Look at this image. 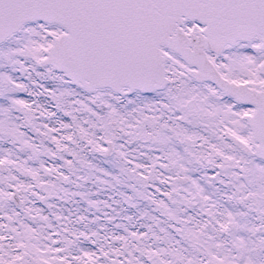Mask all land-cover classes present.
Wrapping results in <instances>:
<instances>
[{
	"label": "rangeland",
	"instance_id": "374dc122",
	"mask_svg": "<svg viewBox=\"0 0 264 264\" xmlns=\"http://www.w3.org/2000/svg\"><path fill=\"white\" fill-rule=\"evenodd\" d=\"M62 32L26 23L0 44V264H264V160L244 153L253 107L170 51L160 90L85 91L43 64ZM258 44L207 56L261 89Z\"/></svg>",
	"mask_w": 264,
	"mask_h": 264
},
{
	"label": "water",
	"instance_id": "95a60500",
	"mask_svg": "<svg viewBox=\"0 0 264 264\" xmlns=\"http://www.w3.org/2000/svg\"><path fill=\"white\" fill-rule=\"evenodd\" d=\"M34 22L63 29L51 36L43 64L88 92L160 90L168 51L178 55L195 81H209L233 102L253 107L246 120L257 143L244 153L264 160V81L254 89L228 80L207 56L254 38L264 52V0H0V44ZM186 23H192L188 31ZM175 179L189 181L181 174ZM8 201L21 204L15 186ZM55 264L67 262L59 257Z\"/></svg>",
	"mask_w": 264,
	"mask_h": 264
},
{
	"label": "flooded vegetation",
	"instance_id": "af4514ba",
	"mask_svg": "<svg viewBox=\"0 0 264 264\" xmlns=\"http://www.w3.org/2000/svg\"><path fill=\"white\" fill-rule=\"evenodd\" d=\"M11 186H13V185H11ZM10 186V187H11ZM10 187H9V189H10ZM17 188V187H16ZM18 189V188H17ZM10 193V192H9ZM9 195V194H8ZM19 195H20V200H21V192H20V189H19ZM7 201H8V196H7ZM9 202V201H8ZM11 205H13L11 202H9ZM14 206V205H13ZM15 207V206H14ZM20 206H18V207H16V208H19ZM57 258H59V257H57ZM56 258V259H57ZM63 258V257H62ZM67 262V261H66Z\"/></svg>",
	"mask_w": 264,
	"mask_h": 264
},
{
	"label": "trees",
	"instance_id": "16d2710c",
	"mask_svg": "<svg viewBox=\"0 0 264 264\" xmlns=\"http://www.w3.org/2000/svg\"><path fill=\"white\" fill-rule=\"evenodd\" d=\"M9 147H10V145H9L8 147H6V148L8 149ZM1 148H4V147H1ZM1 148H0V149H1Z\"/></svg>",
	"mask_w": 264,
	"mask_h": 264
}]
</instances>
